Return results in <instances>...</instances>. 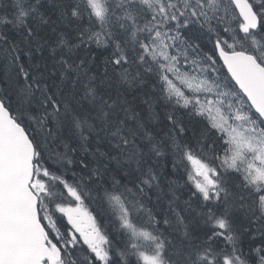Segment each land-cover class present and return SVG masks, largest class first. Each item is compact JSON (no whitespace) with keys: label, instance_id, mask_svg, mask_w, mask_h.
I'll return each mask as SVG.
<instances>
[{"label":"snow or ice","instance_id":"6c2138e0","mask_svg":"<svg viewBox=\"0 0 264 264\" xmlns=\"http://www.w3.org/2000/svg\"><path fill=\"white\" fill-rule=\"evenodd\" d=\"M0 264H264V0H0Z\"/></svg>","mask_w":264,"mask_h":264}]
</instances>
